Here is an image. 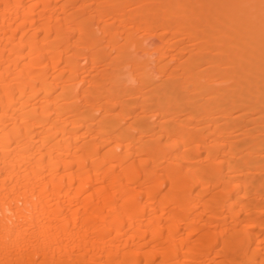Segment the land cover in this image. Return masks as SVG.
Wrapping results in <instances>:
<instances>
[{
  "label": "bare ground",
  "instance_id": "1",
  "mask_svg": "<svg viewBox=\"0 0 264 264\" xmlns=\"http://www.w3.org/2000/svg\"><path fill=\"white\" fill-rule=\"evenodd\" d=\"M0 264H264V0H0Z\"/></svg>",
  "mask_w": 264,
  "mask_h": 264
}]
</instances>
